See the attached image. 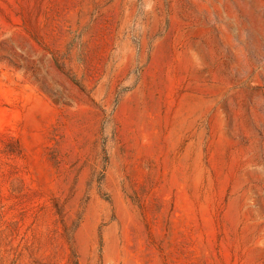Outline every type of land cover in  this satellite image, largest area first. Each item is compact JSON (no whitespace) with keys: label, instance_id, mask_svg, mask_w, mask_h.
Here are the masks:
<instances>
[{"label":"rangeland","instance_id":"374dc122","mask_svg":"<svg viewBox=\"0 0 264 264\" xmlns=\"http://www.w3.org/2000/svg\"><path fill=\"white\" fill-rule=\"evenodd\" d=\"M0 264H264V0H0Z\"/></svg>","mask_w":264,"mask_h":264}]
</instances>
